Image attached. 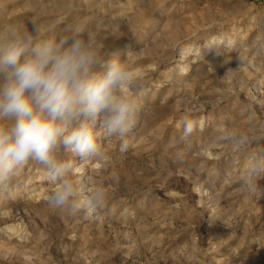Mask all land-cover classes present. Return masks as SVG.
I'll use <instances>...</instances> for the list:
<instances>
[{
  "label": "rangeland",
  "instance_id": "374dc122",
  "mask_svg": "<svg viewBox=\"0 0 264 264\" xmlns=\"http://www.w3.org/2000/svg\"><path fill=\"white\" fill-rule=\"evenodd\" d=\"M77 24L95 71L124 62L135 123L88 118L99 151L60 146L61 178L34 158L0 175V264H264V0H0V46Z\"/></svg>",
  "mask_w": 264,
  "mask_h": 264
},
{
  "label": "clouds",
  "instance_id": "9594fccd",
  "mask_svg": "<svg viewBox=\"0 0 264 264\" xmlns=\"http://www.w3.org/2000/svg\"><path fill=\"white\" fill-rule=\"evenodd\" d=\"M85 29L77 24L71 36L33 43L31 34L16 37L13 28L10 42L0 46V175L34 158L53 178L63 177L72 165L53 161L60 146L82 157L99 151L88 118L102 115L110 134L131 130L136 105L120 95L130 80L124 62L114 57L105 71H95L104 67L103 57ZM32 32H39L35 20ZM71 194L64 181L49 203L60 208Z\"/></svg>",
  "mask_w": 264,
  "mask_h": 264
}]
</instances>
